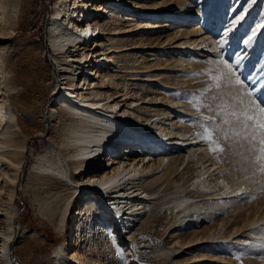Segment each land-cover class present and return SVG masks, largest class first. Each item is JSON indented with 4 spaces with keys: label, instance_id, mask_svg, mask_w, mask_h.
I'll use <instances>...</instances> for the list:
<instances>
[{
    "label": "bare ground",
    "instance_id": "obj_1",
    "mask_svg": "<svg viewBox=\"0 0 264 264\" xmlns=\"http://www.w3.org/2000/svg\"><path fill=\"white\" fill-rule=\"evenodd\" d=\"M21 1L0 0V26L10 15L17 18ZM68 1L57 0L59 10L54 13L48 31L53 51L51 56L58 69L57 85L62 91L48 112V118L53 122L49 139L56 148L53 152L47 150L41 154L35 171L30 174L34 180L26 192L43 210L46 222L62 229L68 227L67 216L73 205L80 204L74 221L77 232L72 240L75 253L68 257L63 248L56 249L55 264H70L71 257L74 258L73 264H119L117 256L109 260L104 257L105 254L102 256L100 245L104 239L103 232H108L113 225L119 226L118 232L125 230L134 217L141 215L146 202L160 198L156 196L158 191L155 192L157 184L173 176L170 182L176 186L180 182L177 176L184 175L194 162L199 165L200 172L196 178L202 179L199 182L203 184L201 187H207L206 193L200 196L210 197L202 203L206 211L199 218L195 214L188 215L198 204L193 203L189 193H180L171 199L168 208L176 211L177 215L156 232L160 241L166 234H171L172 241L156 250L159 256H163V261L171 254L180 253L184 246L188 250L194 243L215 241L210 234L214 229L213 233L217 232L219 226L224 231L222 238L231 237L253 221L255 227L259 225L255 230L264 232V223L260 224L264 221V201L259 200L264 195V183L258 182L264 174H254L261 167L260 162L257 169L252 165L258 153L246 144L245 147L237 145L239 148L234 155L237 160L229 165L215 162L202 136L190 133V125H183L185 122H182L184 131L175 130L174 115L186 112L182 100H168L158 94H149L150 90L137 89L133 81L148 79L140 80L141 77L135 76L136 71L132 70L135 68L127 66L124 61L135 62L120 53L126 50L142 52L141 47L122 48L116 44L120 41L116 36L135 35L143 31V25L136 22L138 18L149 19L152 12L160 9L163 16L176 17L182 23L189 18L181 16L185 12L176 10L172 14L162 11L170 0H73V6ZM172 4L176 5L174 0ZM91 12L99 14L100 19L94 18ZM89 22H93L95 28L88 29L85 34ZM178 28L179 25L174 28L176 31L171 41L181 33L185 37H194L199 33L194 29L180 32ZM91 35L93 37L88 41L87 36ZM2 62L5 63L4 59ZM11 72L0 71V264H14L10 245L15 241L16 233L15 196L28 156V139L31 135L41 136L46 131L36 130L33 120L40 104L30 97L28 89L33 90L37 83L33 88L29 84L19 90L16 82L20 77L9 75ZM144 111L152 114L148 117L150 119L144 118ZM27 117L30 121L26 120ZM155 118L161 121L160 127ZM259 118L253 121L258 126L260 122L264 123L261 115ZM147 124L151 132L145 129ZM124 139L155 147L157 151L151 158L141 152V146L136 150L139 154H126L131 150L123 147L120 151L124 152V156L107 157L106 151L114 149L116 152L114 143ZM162 145L171 146L166 148ZM174 148L177 149L175 152L172 151ZM180 152H184L182 158L171 159L169 156ZM103 156L106 157L104 167L100 163ZM168 184L163 193L172 188ZM193 192L197 193L196 190ZM223 210L229 214L228 218L214 217ZM111 214L115 218L113 222ZM257 214L259 217L256 219ZM92 218L93 221H90ZM225 223L230 226L226 228ZM208 231H211L210 234ZM123 233L126 235V231ZM255 241L262 244L263 235ZM257 247L250 245L248 248L251 251ZM211 248L221 251L216 245ZM118 250L116 246L110 252Z\"/></svg>",
    "mask_w": 264,
    "mask_h": 264
},
{
    "label": "rangeland",
    "instance_id": "obj_2",
    "mask_svg": "<svg viewBox=\"0 0 264 264\" xmlns=\"http://www.w3.org/2000/svg\"><path fill=\"white\" fill-rule=\"evenodd\" d=\"M73 2L68 1L71 6ZM174 2L176 5L170 0L168 5L162 7V11L173 14L176 10H182L185 13L181 16L189 17L188 21L179 23L176 17L163 16L159 9L158 12H152L149 19L136 18L138 25H143V31L135 35L116 36L117 41L120 40V43L116 44L123 46L122 48L137 46L143 50L142 52L126 50L120 53L135 62L132 64L127 59L124 61L127 66L135 68L132 69L136 71L135 76L141 77L140 80H149L133 82L137 84V89L150 90L151 95L158 94L168 100H182L186 112L174 113L175 117H171L175 130L184 131L183 125H190L192 130L190 133L202 136L215 162L229 165L231 161L237 160L234 156L237 153L236 149L239 148L237 145L245 147L246 144L248 148L258 153V157L252 161V165L257 169L258 162L262 163L261 149L264 148L260 143L264 140V128H261L264 123L260 122L259 126L257 123L254 124V119L259 120L260 115L264 121V0H174ZM59 6L57 0H22L17 18L10 15L6 20L8 22L5 21L4 25L0 26V55L5 61L4 63L2 59L0 60V71L10 70L12 72L9 75L20 77L16 82L19 90L29 84L33 88L37 83L33 90L28 89L30 97H34L40 104L39 112L33 120L36 130L37 128L40 131L46 130L41 136L31 135L27 143L28 156L20 184L17 186L14 205L16 233L15 241L10 245L14 264H55L56 249L61 248L68 257L75 253L72 240L77 232V224L74 221L80 204L73 205L67 216L68 227L62 229L46 222L42 216L43 210L35 204L30 193H26L34 180L30 174L35 171L36 162L41 154L47 150L53 152L56 148L49 139L53 122H50L48 112L50 105L62 91L57 85L58 69L51 56L53 51L48 31L50 21L59 10ZM90 14L96 18L92 12ZM177 25L180 32L194 29L199 33L194 37H185L181 33L178 38L171 41ZM204 35L206 37H203ZM198 36L201 38H196ZM183 42L185 44L182 46H175ZM137 52L138 54L134 55ZM151 116L150 112L144 111L145 119H150L148 117ZM26 120L30 121L29 117ZM159 122L161 121L157 119L156 123L160 127L162 123ZM182 122L185 123L181 125ZM145 129L150 131V125L147 124ZM206 133L211 134V139ZM170 146L162 145L166 148ZM216 148L223 151L210 150ZM175 150L177 149H172L174 152ZM183 155L184 152H180L169 156L176 159L182 158ZM101 158L100 163L104 167L106 157ZM198 166L195 162L190 164L184 175L177 176L180 182L176 186L170 182L173 176L167 178L166 182L157 184L155 192L158 191L156 196L160 198L146 202L143 212L138 218H133V222L128 225L129 228L126 226L125 230L118 232L119 226L113 225L114 227H109L108 232H103L104 239L100 245L102 256L105 254L104 257L108 260L117 256L119 264H264V242L257 244L255 241L261 235L264 238V232L260 229L256 232L255 228L259 225L255 227V221L246 224L240 232L229 238H222L224 231L219 226L215 233H213L215 229L212 232L208 231V234L211 232L210 235L215 237V241L197 242L188 250L184 246L180 253L171 254V257L164 261L163 256L156 252L160 246L172 241L170 233L163 236V241L156 236L157 230L163 229L177 215L176 211L168 208L171 199L180 193H189L193 197V203L198 204L197 208L188 212V215L195 214L196 218H199L206 211L202 208V203L210 197L200 196L206 193L207 187H201L203 184L199 182L202 179L196 178L200 174ZM254 174L264 172L258 168ZM219 181L222 183L221 179ZM258 182L263 184L264 178ZM183 183L186 184L181 188ZM167 184L172 188L163 193ZM195 190L197 193L193 192ZM261 199L264 201V195L259 197V200ZM228 215L223 210L214 217L228 218ZM111 216L113 222L115 218L113 214ZM258 217L259 214L256 215V219ZM90 221H93V218ZM262 223L264 221L260 222ZM225 224L226 228L230 226L229 223ZM260 231L262 233L258 234ZM212 245L220 247L221 251L216 252L211 248ZM250 245L258 247L250 251L251 248H248ZM116 246L119 250L111 253L110 249ZM73 262L74 258H69V263Z\"/></svg>",
    "mask_w": 264,
    "mask_h": 264
},
{
    "label": "snow or ice",
    "instance_id": "obj_3",
    "mask_svg": "<svg viewBox=\"0 0 264 264\" xmlns=\"http://www.w3.org/2000/svg\"><path fill=\"white\" fill-rule=\"evenodd\" d=\"M248 119L250 120L251 117H248ZM245 128H247V126H245ZM261 128H264V124L261 125ZM206 135L208 136L209 139H211V134L210 133H206ZM249 139H251V137H249ZM260 143H261V145H264V140H261ZM210 150L223 151V149H221V148L210 149ZM261 153L262 154H261L260 160L264 161V148L261 149ZM260 170L262 172H264V163H261Z\"/></svg>",
    "mask_w": 264,
    "mask_h": 264
}]
</instances>
